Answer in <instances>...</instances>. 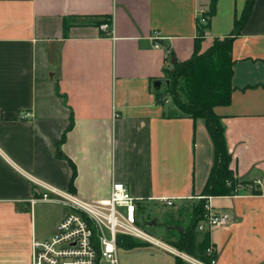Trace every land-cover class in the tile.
<instances>
[{
  "label": "crops",
  "instance_id": "obj_1",
  "mask_svg": "<svg viewBox=\"0 0 264 264\" xmlns=\"http://www.w3.org/2000/svg\"><path fill=\"white\" fill-rule=\"evenodd\" d=\"M210 4L0 0V264H30L33 214L44 201H32L33 188L69 191L70 163L72 193L81 199H105L119 181L141 199L139 211L176 208L171 213L180 219L183 206L192 210L209 175L212 140L202 118L157 102L153 82L229 36L245 0H215L211 16ZM199 10L206 23L197 21ZM98 21H109L111 32ZM230 57L235 89L230 103L213 111L242 184L235 194L211 196L212 211L231 220L208 236L215 264H264V0L254 1ZM48 202L62 208L41 239L68 211ZM197 232L200 239L204 232ZM158 253L177 264L173 253Z\"/></svg>",
  "mask_w": 264,
  "mask_h": 264
},
{
  "label": "trees",
  "instance_id": "obj_2",
  "mask_svg": "<svg viewBox=\"0 0 264 264\" xmlns=\"http://www.w3.org/2000/svg\"><path fill=\"white\" fill-rule=\"evenodd\" d=\"M215 0H211L209 11L210 16L215 11ZM255 0H245L241 15L234 22V28L229 36L222 39H213L211 45L203 52L198 51L182 62H175L172 70L168 72V84L166 91L173 94V102L181 115H187L193 119L202 118L208 130L213 144V159L209 175L201 196H222L232 195L237 192L238 186L242 182L238 181L229 167L231 155L229 154L224 129L220 122V116L213 111L216 105H227L231 100V93L235 89L232 85V66L233 60L230 57L231 44L247 20ZM101 21L95 24H100ZM203 28V27H202ZM201 28H199V32ZM179 85L182 89V98L175 94ZM157 102H161V90H155ZM73 119L70 117L67 130L72 126ZM66 131L61 135L56 147L58 149L61 142L65 140ZM71 165V176L69 180V191L72 192L73 180L75 178V167ZM204 198H200L193 205L188 217V223L184 227L178 217L169 214L167 231L171 232L168 236V244L179 251L202 260L210 261V256L206 254V248L209 244L207 232L202 233L198 239L196 225L204 214ZM178 214L182 215V211ZM170 226H174L170 228ZM181 228V231L179 230ZM132 239L138 244L147 245V242L136 240L126 235H117V246L125 249L134 248ZM183 260L176 256V263L183 264Z\"/></svg>",
  "mask_w": 264,
  "mask_h": 264
},
{
  "label": "built area",
  "instance_id": "obj_3",
  "mask_svg": "<svg viewBox=\"0 0 264 264\" xmlns=\"http://www.w3.org/2000/svg\"><path fill=\"white\" fill-rule=\"evenodd\" d=\"M197 21L206 23L207 16L203 11L199 10ZM99 28L104 34L111 32L109 21L100 23ZM33 192L35 196L32 201L62 202L68 211L58 221L51 237L31 239L30 264H117V235L121 234L162 247L192 264H215L216 250L210 242L206 248L210 261L204 262L143 230L137 219L138 201L141 199L133 197L122 182H113L109 196L97 200L81 199L72 192L44 184H36ZM201 198L205 200V212L196 225V231L209 233L230 222L231 218L227 213L212 211L211 196ZM158 200L165 205H173L171 198L162 197Z\"/></svg>",
  "mask_w": 264,
  "mask_h": 264
},
{
  "label": "rangeland",
  "instance_id": "obj_4",
  "mask_svg": "<svg viewBox=\"0 0 264 264\" xmlns=\"http://www.w3.org/2000/svg\"><path fill=\"white\" fill-rule=\"evenodd\" d=\"M171 70L172 68L166 71L165 77L162 80L163 87L161 88V93H162L161 99L166 100L167 102L169 101L170 105L173 106V109H171L170 111L172 113H177L178 110L176 109L174 102H173V94H170L166 91L165 82L167 81L168 83V78H167L168 72ZM181 91H182L181 87L177 85L175 94H177L179 98L183 97L181 94ZM167 206H172V205H167ZM190 207H191L190 205H185L182 208L183 211L181 210L182 211V215H180L181 223L179 225L182 227H184L188 223V217L190 215V210H191ZM61 208H62V204L48 202V201H40V203L36 204L35 214H33L34 216L33 226H34V234L37 238L41 239L52 231L54 227V222L57 216L61 212ZM175 210L177 211L176 208H174L173 210L172 209L163 210L162 208L150 207V208H147L145 211H138L137 212L138 224L143 230L153 235L155 238L159 239L162 242H168V236L171 234V232L167 231L164 228L163 221L167 220V222H170L169 214L171 212L174 213ZM166 211H169V212H166ZM176 213L177 212H175V214ZM175 217L179 218V216H175ZM154 219L157 222L156 225L152 224L153 222H155ZM173 227L174 226H170V228H173ZM128 239L131 240L132 244H134V248L125 249V248L118 247L117 249L118 263L117 264H172V260L168 257L167 254H163L164 256H159L158 251H163L165 253L169 252L171 254L172 252L162 247H158V246H155L149 243L147 245H141V244L136 243L130 238ZM146 247H150V248H146ZM151 248L153 249L155 248L158 251L153 253L152 251L154 250H151ZM187 263L189 262L187 261L183 262V264H187ZM102 264H110V263L103 262Z\"/></svg>",
  "mask_w": 264,
  "mask_h": 264
},
{
  "label": "water",
  "instance_id": "obj_5",
  "mask_svg": "<svg viewBox=\"0 0 264 264\" xmlns=\"http://www.w3.org/2000/svg\"><path fill=\"white\" fill-rule=\"evenodd\" d=\"M165 83L167 84V81H166ZM161 84H162V81L157 79V80H155V81L153 82V88H154L155 90H158V89L160 88Z\"/></svg>",
  "mask_w": 264,
  "mask_h": 264
}]
</instances>
